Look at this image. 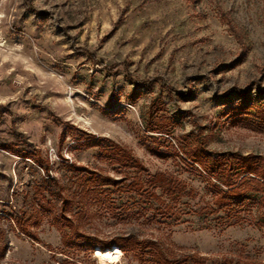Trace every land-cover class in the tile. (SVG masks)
I'll return each mask as SVG.
<instances>
[{
  "label": "rangeland",
  "instance_id": "rangeland-1",
  "mask_svg": "<svg viewBox=\"0 0 264 264\" xmlns=\"http://www.w3.org/2000/svg\"><path fill=\"white\" fill-rule=\"evenodd\" d=\"M233 90L264 93V0H0V264H138L115 246L64 245L61 199L79 234L102 244L131 235L198 264L264 263L258 211L214 208L182 154L197 139L210 154L264 159V131L232 121ZM151 109L168 135L147 131ZM109 142L145 172L111 163ZM84 170L144 188L165 175L181 193L161 195L167 211L143 192L81 201Z\"/></svg>",
  "mask_w": 264,
  "mask_h": 264
},
{
  "label": "trees",
  "instance_id": "trees-1",
  "mask_svg": "<svg viewBox=\"0 0 264 264\" xmlns=\"http://www.w3.org/2000/svg\"><path fill=\"white\" fill-rule=\"evenodd\" d=\"M136 87L144 85L140 81L130 80ZM232 95L239 98L238 103L233 110L232 121L236 126L252 132L264 131V93L257 90L255 100H251L246 92L233 90ZM154 109L147 112L142 118L148 132L157 134H169L168 121L161 115H156ZM102 142V141H101ZM100 142V143H101ZM99 143L90 142L89 146H98ZM204 143L200 140H194L193 145L183 149L182 154L190 162V165H196L206 177L211 191V205L218 209L237 215L236 213L249 210L250 208L258 211L256 226L264 231V159L259 155H240L237 153L210 154L206 152ZM104 155L107 159L119 168L127 169L139 175L145 172L143 166L134 159L129 152L109 142L106 145ZM42 164H40V167ZM44 167V166H43ZM45 169V168H44ZM46 170V169H45ZM84 174L78 177V194L75 198L81 200L86 196L103 194L104 192H143L148 198L156 201L166 207V211L171 209L161 199L164 194L174 197L181 193L179 183H174L165 175H153L146 182L149 188H144V183L139 179H133L125 186H121L119 180H113L108 176L101 175L91 170H84ZM160 189V194L156 195L154 189ZM125 189V190H124ZM71 201L61 199L60 216L63 221L60 227L67 230L72 240L66 233L61 235V241L64 245H72L76 248H85L91 251L94 248L99 252L111 250L130 253L132 258L138 264H146L150 260L153 264H198L193 255L182 256L170 248H162L157 242L138 240L131 235L115 237L111 242L102 244L94 238L79 234L75 225L66 218L63 213L69 209ZM110 246L113 248L107 249ZM106 249V250H104ZM105 254V253H104ZM108 254V253H106ZM225 261V260H224ZM224 264H264L257 260L245 259L239 261H225Z\"/></svg>",
  "mask_w": 264,
  "mask_h": 264
}]
</instances>
